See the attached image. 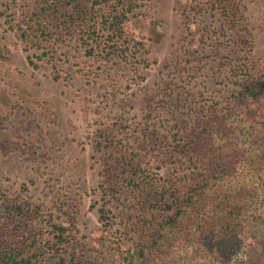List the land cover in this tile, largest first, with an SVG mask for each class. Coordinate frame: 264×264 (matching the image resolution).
Listing matches in <instances>:
<instances>
[{"label": "rangeland", "instance_id": "1", "mask_svg": "<svg viewBox=\"0 0 264 264\" xmlns=\"http://www.w3.org/2000/svg\"><path fill=\"white\" fill-rule=\"evenodd\" d=\"M116 1L43 24L39 0H0V203L26 215L13 239L38 264H121L223 154L219 183L247 199L236 247L200 242L219 189L140 264H264V99L239 100L264 80V0H134L111 36Z\"/></svg>", "mask_w": 264, "mask_h": 264}, {"label": "trees", "instance_id": "2", "mask_svg": "<svg viewBox=\"0 0 264 264\" xmlns=\"http://www.w3.org/2000/svg\"><path fill=\"white\" fill-rule=\"evenodd\" d=\"M39 0L38 10L42 13L41 23L45 24V19L55 20L58 22L62 15V12L71 11L68 8H82V5L79 0H73L74 3L67 0ZM120 1H123L121 7L115 6L112 8L108 7V11H104L101 14L102 25L104 26L105 32L110 33L111 36L115 32L121 30V25L127 19V14L131 13L133 10H137L140 5H136L135 1L131 0H117L119 4ZM69 5L67 8L65 5ZM65 9V11H64ZM39 16V14H38ZM71 21V25H74ZM95 26V21L92 24ZM36 35L40 36L44 33V29L40 28ZM29 65L33 68L37 67V64L32 59H27ZM264 99V80H252L247 84L243 85L239 100L241 103L247 104L258 99ZM215 136L212 138L210 134L207 135L205 142H209L208 146L215 144ZM219 164L217 165V170L215 175H208V177L203 179L200 184L194 186L186 193L179 194L178 192L172 193L169 201L166 203V208L175 210L170 216L165 217L159 226L154 229L152 234V240L150 243L145 245H136L135 247L128 248L124 252H120V261L121 264H140L142 263L147 256L160 253L161 251L167 248L166 244L175 240L176 234L181 230V233L184 231L186 226L197 217V213L200 208L203 207L205 203V198H212L208 193L215 195L217 190H221L220 195H218L217 206H212V209L209 210V216L205 221L204 227L207 229L208 233L203 234L200 237V242L207 247H218L220 252L221 259H225L228 256L229 251L234 249L239 242L236 238L234 231L241 226L242 219L241 213L244 208L245 190L242 187H235L232 189L231 186H228V182L220 184L219 181L222 180V169L226 156L221 154L219 156ZM221 166V168H220ZM247 192V191H246ZM250 190L248 195H250ZM177 193V194H176ZM217 196V195H216ZM207 200V199H206ZM165 205V204H164ZM0 208H2V214L4 221H0V236L6 237L5 232L9 231V239L11 241H5L3 246L0 243V264H38L36 260H33V255H25L23 249L18 246V242L13 238L21 236L20 232L22 220L25 219L26 215L21 213L20 206H15L13 204L0 203ZM18 208V209H17ZM23 212V210H22ZM18 223L19 226L11 229V227ZM55 231H59L56 236L60 239L64 227L54 226ZM16 229V230H14ZM8 239V238H7ZM8 239V240H9ZM157 246L155 249L154 247ZM166 246V248H165Z\"/></svg>", "mask_w": 264, "mask_h": 264}]
</instances>
